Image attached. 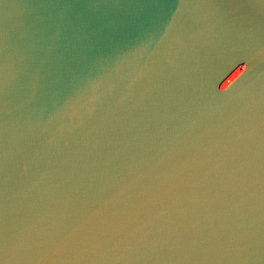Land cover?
I'll return each instance as SVG.
<instances>
[{
	"label": "water",
	"instance_id": "obj_1",
	"mask_svg": "<svg viewBox=\"0 0 264 264\" xmlns=\"http://www.w3.org/2000/svg\"><path fill=\"white\" fill-rule=\"evenodd\" d=\"M0 264H264V0H0Z\"/></svg>",
	"mask_w": 264,
	"mask_h": 264
}]
</instances>
